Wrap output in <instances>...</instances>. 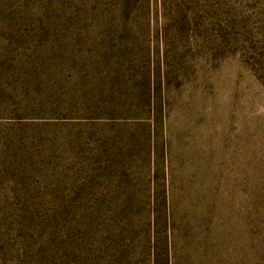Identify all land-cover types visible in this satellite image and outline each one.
I'll return each instance as SVG.
<instances>
[{
	"label": "rangeland",
	"instance_id": "1",
	"mask_svg": "<svg viewBox=\"0 0 264 264\" xmlns=\"http://www.w3.org/2000/svg\"><path fill=\"white\" fill-rule=\"evenodd\" d=\"M0 264H264V0H0Z\"/></svg>",
	"mask_w": 264,
	"mask_h": 264
}]
</instances>
